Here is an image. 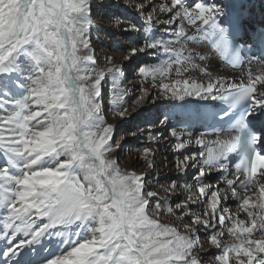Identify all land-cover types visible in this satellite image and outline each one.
<instances>
[{
  "label": "snow or ice",
  "instance_id": "6c2138e0",
  "mask_svg": "<svg viewBox=\"0 0 264 264\" xmlns=\"http://www.w3.org/2000/svg\"><path fill=\"white\" fill-rule=\"evenodd\" d=\"M93 6L0 0V264H264V67L210 71L216 58L235 69L251 53L237 43L251 6L100 0L97 14L125 7L139 20L110 17L131 45L121 63L105 56V67ZM248 34L264 60V26ZM134 59L139 88L125 84L123 62ZM157 100L179 102L185 116L167 136L156 120L167 127L172 113L141 115ZM192 101L201 103L185 112ZM138 118L144 127L121 128ZM118 133L146 136L136 153L147 170L152 145L165 141L175 178L153 189L149 171L121 168Z\"/></svg>",
  "mask_w": 264,
  "mask_h": 264
},
{
  "label": "rangeland",
  "instance_id": "374dc122",
  "mask_svg": "<svg viewBox=\"0 0 264 264\" xmlns=\"http://www.w3.org/2000/svg\"><path fill=\"white\" fill-rule=\"evenodd\" d=\"M122 2L127 3H138L141 0H122ZM100 7V0H94L93 6V29L91 33V39L93 42V46L95 48L96 54L99 58V66L105 67L107 66L104 60L105 56H114L115 63H121L123 61V55L128 46L131 45V41L127 39L126 36L120 34L113 29L112 20L110 19L111 16L115 14H119L124 18V23L127 24L129 22H137L139 23L137 14L134 12L133 9H128L125 7H107L105 9L104 15L97 14L98 8ZM119 45V46H118ZM144 60L148 62H156L155 58L152 57H144ZM127 72V78L125 80L126 85L135 84L137 88L140 87V79L134 75L133 69L137 65V60L134 59L131 63L123 62ZM192 74V72L190 73ZM145 87L149 85L146 83L144 84ZM139 93H136L138 95ZM105 95V112L108 117V121L110 123L114 122L115 118L113 117L112 113L108 112L107 110V88L104 89ZM135 95H133L129 99L128 106L131 109L133 107L131 101L135 100ZM172 103L157 100L155 105L152 102H149L142 112L143 116H151V117H159V119L164 118L165 113H173V120L169 123L168 127H163L159 125L158 119L156 120V125L158 128L161 129L163 134L167 136L168 128L175 127L176 121L180 120L179 113L172 108ZM174 109V110H173ZM139 123L140 127H144V124L140 122V118L134 121H129L126 124L121 125L122 129L127 130H135V125ZM117 141L120 142V147L115 149L113 155L116 156L121 168L135 170L137 172L145 171L146 166L143 161L139 160L137 157L136 149L140 147V142L146 139V136H141L139 139L128 137L126 140H120V134L118 133L116 138ZM153 147L158 148L156 153V167L151 169L150 175L148 179L151 181L150 187L155 189L158 187L157 181L160 184H167L170 179L175 178L174 169L171 167H167L166 165H171L173 163V157L168 153V145L165 141H161L159 144L152 145ZM194 173L189 172L187 182H192V175ZM191 181V182H190ZM185 181L182 180L181 183ZM207 182V181H206ZM214 182V181H213ZM161 196L164 195L163 192L160 193ZM233 209L235 205H232ZM170 218L167 216L163 217V222H169ZM212 253L209 254L208 257H205V262L211 258Z\"/></svg>",
  "mask_w": 264,
  "mask_h": 264
},
{
  "label": "bare ground",
  "instance_id": "6f19581e",
  "mask_svg": "<svg viewBox=\"0 0 264 264\" xmlns=\"http://www.w3.org/2000/svg\"><path fill=\"white\" fill-rule=\"evenodd\" d=\"M250 1H251V4H250V6H251V8H250V16H251V18L252 17H257L259 15H263L264 16L262 0H250ZM254 5L258 6V11L259 12H256L254 10ZM249 64H250V68L248 70H251L253 73H255V72L259 71L262 67H264V60H260L257 63H248L247 66ZM210 71H212L214 74H223V75H230V76L236 77V76H239L240 73L242 72V67L239 70L230 69L228 66L223 64L218 58H216L213 61V66L210 68ZM191 75L198 76L199 73L194 71V72H192ZM165 102L167 104L168 101H165ZM171 103H179V102H171ZM198 103H201V102L192 101L191 104L185 105L184 111L185 112L192 111L195 108L196 104H198ZM175 110L179 113L180 120L185 118L183 112L180 109L175 108ZM196 131H197V129H196ZM210 138H214V137H210ZM145 171H149L150 172L151 170H147L146 169Z\"/></svg>",
  "mask_w": 264,
  "mask_h": 264
}]
</instances>
